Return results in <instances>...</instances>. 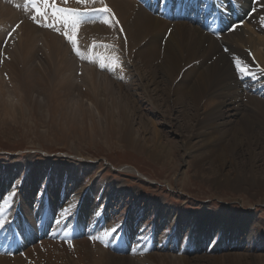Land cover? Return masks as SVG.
Masks as SVG:
<instances>
[{
  "label": "rangeland",
  "instance_id": "obj_1",
  "mask_svg": "<svg viewBox=\"0 0 264 264\" xmlns=\"http://www.w3.org/2000/svg\"><path fill=\"white\" fill-rule=\"evenodd\" d=\"M92 1L93 8L89 15H100L102 11L99 10L104 8L101 0ZM161 1H167L168 6H165V10L169 17L175 15L176 9L180 7L179 3L182 2L180 10L184 13V20L187 23L199 28L209 25L207 17L196 14V5L194 6V4L197 0H148L147 4L157 5L159 8ZM228 1L225 0L221 4L219 0H204L203 6L206 11L211 13L213 6L216 7V11L212 15V18L215 19V31L219 32L220 29V14L228 12ZM252 1L256 2V0ZM0 4L5 6L9 13V8L19 10L15 6L16 4H12V0H0ZM34 4L35 8L33 3L28 5L32 17L35 16L34 14L42 13L41 0H35ZM59 5L61 4L53 5L52 3L51 6L59 9L61 7ZM240 11V9H233L232 19L235 21L232 26L244 27V30H249L248 26L245 27V18ZM19 15L20 17L15 20L14 24L5 27L3 32L8 29L4 37H1L2 41L0 40V80L2 81L0 86L2 84L8 93H12V89L15 90L21 102L16 115L7 114V117L0 118V180L8 181L10 189L17 191V197L28 175L35 171L33 168L41 166L42 170L38 172L43 176L39 177V183L35 186L33 201L35 209L41 205L42 212L39 213L41 216L50 193L58 188L59 184L56 178L59 176L60 167L69 164L71 167L75 166L76 169L79 164L78 188L73 189L72 179L66 177L68 173L64 172L63 175H60L62 179L60 183L63 184L60 188V202L64 200L65 205H68L69 202H71V206H75L76 203L81 205L85 195L90 193L91 199L97 203L92 211L83 216L81 221H85V223L81 225L82 232L76 237L70 235V232L75 220L78 226L79 213L78 215L74 214L73 218L72 211L59 206L54 213L56 227L54 235L47 234V232L44 235L39 234L40 228L37 225L40 216L37 217L38 222H34L36 236L30 237L31 242L28 245L31 244L37 248L35 245L39 241H43L50 247L52 254H58V264H113L110 253L112 251L121 252L119 246L121 235L122 238L127 239L124 246L127 251L123 252L130 257V261L132 259L134 264H170L173 260L177 263L178 260L185 259V257L188 264H211L210 259L215 258L220 262L218 264H249L251 262H253L252 264H264V183L257 177L251 179L248 177V181L242 183L243 177L236 176L237 174L234 175L235 177H229L230 180H226L216 176L212 170L210 172L209 168L204 173V167L201 168L199 164L190 163L193 157H190L186 146L181 147L177 154L176 152L172 153L173 150L171 151L170 157L176 161L174 163L169 162L167 157L161 161H155L153 157H150L148 153L151 140L148 141L147 138L153 136V131L143 132L144 122L152 124V126L156 122L155 128L158 131L165 130L167 135V137H163L165 142L173 138L179 143L183 141L184 137L177 135L171 128L169 132H166L169 129L167 127L169 122L176 123L174 121L175 107L169 110L160 97H157L159 100L156 102L152 100L154 97L152 81L151 79L141 81L139 62L134 65L136 61L129 60L127 68L114 65L116 69L113 74L105 67L88 66L95 73L92 83L80 81L79 73L85 77L88 74L81 69V62L75 64L77 73L74 81L78 91L75 92L74 99L77 112L81 114L79 120H61V118L53 117L52 93L57 72L53 67L39 70L41 74H36L34 77V90L37 88L38 98L42 102L43 115L39 116L33 103L28 100L29 87L24 76L15 79V76L12 77V72H6L8 68H11V50L17 43L12 42V33L18 30L19 24L30 16L22 10L19 11ZM37 19L43 20L42 17H37ZM33 22L35 24V21ZM44 27L52 30L51 25H44ZM53 29L54 33L61 37L59 29ZM250 30L253 31L252 28ZM117 31L121 32V29L117 28ZM39 33L40 37L47 34L41 30ZM258 33H260L259 36L261 34L262 37L264 36V30ZM40 37L37 46L43 50L46 43ZM73 39L77 43L76 38L73 37ZM60 40L69 44V51L72 54L78 55L77 52L79 55L85 54L91 61L96 59V50L103 48L97 41L91 40V44L96 49H89L88 44L90 43L83 41L81 45L77 43V50L74 51L73 43H69V39L65 35ZM260 45L257 44V47L262 50L263 47ZM124 55V58H129L128 53ZM248 57L255 60L252 52H249ZM48 59V62L52 64L53 61ZM255 61L257 65L254 68L255 73L243 77L240 85L242 93L249 94L253 91L260 93L261 87L259 89L256 87L264 85V63L262 64L259 60ZM82 64L88 65L84 61ZM20 65L24 66L22 62ZM20 65L19 68H22ZM19 70L23 74L24 69ZM113 78L114 94L112 96L110 89ZM143 83H145V88L141 89ZM105 89L110 92L109 95L102 93ZM120 95H128L138 101L133 105L124 104L123 100L117 102ZM114 96L118 97L115 98L116 101L113 100ZM141 102L145 106L146 115L144 117H142ZM244 103H247V100L244 99ZM157 104L161 106V110L165 111V116L162 112L160 115L157 114L159 113ZM121 109L132 123L129 131L132 135V142H128L124 137L125 130L123 122L120 120ZM134 109L138 113H135ZM225 109L229 110V107L220 108V112L227 111ZM84 112L86 116H84ZM237 119L234 121L236 122ZM232 120L233 118L222 117L218 121ZM63 126H65L64 130ZM239 127L241 126L236 124L234 129ZM234 129H226L225 136L227 138L223 143L226 144L228 140L242 136V130L236 133ZM258 130L263 133L262 128ZM231 132H234L233 136H231ZM201 139L202 137H194L192 141L201 142ZM141 144H148V146H144L140 151ZM256 147L262 152L257 162L261 163V165L259 164L261 168H264L262 166L264 165V147L260 144ZM228 150L230 153L227 152ZM227 151L229 157H232L231 160H234L232 149L228 148ZM244 153L243 149L238 151V156H241L239 162H242L243 159L250 160V150ZM191 154L193 156L195 152ZM176 158L178 159L175 160ZM215 162L218 166L222 165L223 171L227 174H229L228 170L237 168V164L231 161L221 162L213 159L212 163ZM168 163L169 165H167ZM259 173L264 176L263 170ZM28 187L30 188V185ZM81 187H89V189L81 191ZM90 188H92V192L89 191ZM50 189H52L51 192ZM97 189L99 191L94 197V192ZM64 190H66L65 192L71 191L67 198H65ZM14 196L15 194H12V198ZM15 198L12 200V209ZM79 205L76 207L79 208ZM100 209L102 210L99 213ZM16 210L20 212L18 206ZM101 215L102 219H100ZM98 220L99 223H97ZM41 222H43L42 217ZM109 230L111 231L109 232ZM16 232L19 237V232ZM198 232L203 233L198 234ZM112 233L115 235L114 237H111ZM71 236L78 241L77 244H71L72 239L67 241ZM199 236H201V241L197 242L196 239ZM97 238L102 249H90ZM2 240L5 239L2 238ZM13 240H16L15 228H12V242ZM76 246L78 250L74 249ZM129 246H132L133 249ZM238 253L243 255L236 260L235 257ZM205 255L208 257H204ZM232 258L233 260H231ZM113 261L117 260L113 258ZM46 263L54 264V260L47 259Z\"/></svg>",
  "mask_w": 264,
  "mask_h": 264
},
{
  "label": "bare ground",
  "instance_id": "obj_2",
  "mask_svg": "<svg viewBox=\"0 0 264 264\" xmlns=\"http://www.w3.org/2000/svg\"><path fill=\"white\" fill-rule=\"evenodd\" d=\"M34 1L32 0L33 4ZM224 1L219 0L221 4ZM41 2L43 4L42 13L34 15L35 17H42L43 20L33 19L28 7L29 0H12V4H16L15 6L19 10L8 7L10 13L5 6L0 4V40L8 29L3 32L5 27L14 24L15 20L20 17L19 11H25L30 15L29 18L19 24V29L12 33V42L15 41L17 43L11 50V68H8L6 72H12V77L15 76V79L24 76L25 82L29 87L28 100L33 103L39 116L43 115L42 102L38 98L37 88L34 90V77L36 74H41L39 70L53 67L57 72L52 93L53 117L55 119L61 118V120H79L81 114L77 112L74 99L75 92L78 91L74 81L77 73L75 64L81 62V69L88 74L85 77L79 73L80 81L92 83L95 79V73L88 66L99 67L103 63L106 65L105 69L113 74L116 69L114 65L127 68L126 65L129 60L136 61L134 65L139 62V78L141 81L144 79H151L152 81L154 91L152 100L156 102L159 100L157 97H160L169 110L175 107L174 121L176 123L169 122L167 125L169 129L166 132H169L171 128L177 135H183L184 137L182 142L178 143V141L171 138L166 143L163 141V137H167L165 130L158 131L155 128L156 122H154L153 126L144 122L142 125L143 132L153 131V136L147 138L148 141L151 140L150 152H147L150 157H153L155 161H161L167 157L169 162L174 163L176 161L171 159V154L173 152L177 154L181 147L186 146L190 157H193L190 163L199 164L201 168L204 167V173L209 168L210 172L212 170L216 176L218 175L226 180H230L229 177H235L234 175L237 174L236 176L243 177L242 183L247 182L248 177V179L257 177L259 181L264 183V176L259 173L262 170L264 171V168H261V163L259 165L257 162L262 152L256 147L259 144L264 147V85L256 87L257 89L261 87L260 93L250 91L251 93L247 94L242 93V89H240L244 75L255 73L254 68L257 67L255 60H259L262 64L264 63V36L262 37V34L259 36L260 33H258L264 30V0H256V2L252 0H229L228 12L223 15L220 14L221 25L219 32L215 31V19L212 18L216 7L213 6L211 13L206 11L203 6L204 0H197L196 4H194V6L196 5V14L208 19L209 25L202 28L196 25L193 26L184 20L185 15L180 10L182 2L179 3L180 7L176 9L173 17H169L165 10V6H168L167 1H163L164 4L161 1V7L158 8L157 5H148V0H101L103 7L110 9V12H100V15L97 16L89 15L90 10L93 8L92 0H84L83 3L80 0H46V2L41 0ZM52 3L53 5L60 3L61 7L55 9L51 6ZM60 9L75 10L79 13L75 31L71 27L65 28L63 21L60 19L63 15L59 11ZM233 9L242 11L246 23L245 27L248 26L249 30H244V27L239 28L238 26L231 30L233 29L232 23L235 21L232 19ZM44 13H47V15L45 16ZM33 21H35V24ZM44 25H51L50 28L52 30L46 29ZM53 28L59 29L61 37L54 33ZM117 28H120L121 32H118ZM251 28L253 31L250 30ZM40 30L47 34L40 37ZM65 31L75 37L79 45L83 41L90 43L88 44L89 49H96L91 44V40L97 41L103 48L96 50V59L91 61L87 59L85 54H72L69 51V44L60 40L65 35ZM39 37L46 43L43 50L37 46ZM69 43L71 42L69 41ZM257 44L262 45V50L257 47ZM249 52L254 54L255 60L248 57ZM126 53H128V59L124 58ZM112 57L117 59L113 61L110 59ZM48 58L53 61L52 64L48 62ZM5 59L8 60L7 58ZM82 61L88 65L85 66ZM20 62L24 66H21ZM19 65L24 69L23 74L19 70H22ZM0 83H2L1 80ZM140 88L144 89L145 83ZM113 89L114 78L110 89L112 96L114 94ZM33 93L36 94L35 97H33ZM102 93L109 95L110 92L105 89ZM115 98L118 97L114 96V101H116ZM244 99L247 100V103H244ZM122 100L124 104L130 103L129 105H133L138 101V99H132L128 95H120L117 102ZM20 104V99L17 97L15 90L12 89V93H8L7 89L1 84L0 118L7 117V114L16 115ZM140 105L143 110L142 117H144L146 115L145 106L142 102ZM227 106L229 110L225 109L227 111L220 112V108H228ZM157 108L159 110L157 114L160 115V112H162L165 116V111L161 110V106L157 104ZM134 112L138 113L135 109ZM83 114L86 116L85 112ZM120 116L125 130L124 137L128 142H132V135L129 132L132 123L122 109L120 110ZM222 117L233 118V120L219 122L218 120ZM236 118L238 119L235 122ZM236 124L241 127L234 129ZM64 128L65 126H63V130ZM261 128L263 133L258 130ZM226 129H234L236 133L242 130V136H238L239 138L234 137L225 144L223 142L227 138L225 136L227 133ZM233 135L234 132H231V136ZM194 137H202L201 142L192 141ZM144 146H148V144H141V147H139L140 151ZM228 148L232 149L235 156L234 160L229 157ZM242 149L245 153L250 150L251 157H249V161L243 159L241 160L242 162H239V157L241 156H238V151L240 152ZM226 151L229 153H226ZM194 152L195 155L192 156L191 153ZM223 152L225 153L223 154ZM213 159L221 162L224 160L231 161L237 164V168L228 170L229 174H227L223 171L222 165L218 166L216 162L212 163ZM78 167L75 169V166L71 167L69 164L60 167L59 176L56 178L59 184L58 188L52 192V189H50L49 200L46 202L43 215L41 216L39 215L42 212L41 205L38 209L33 206L35 186L39 183V177L42 178L43 176V174L38 172L42 170L41 166L34 167L35 171L28 175L23 188L21 187L18 192L17 197L19 198L16 197L17 191L10 189V185L8 186V181L2 182L4 179L0 180V221H4V225L0 227V264H47V259H53L54 264H58V254H52L50 247L43 241H39L35 245L37 248H34V245H28V243L31 242L30 237L35 235L34 225L38 222L37 217L39 216L37 225L40 228L39 234L44 235L47 232V234L54 235L56 233L54 213L59 206L72 211L73 218L74 214L78 215L79 213L78 226L75 220L70 235L76 237L77 234L82 232L81 225L85 221L81 220L86 213L94 209L97 204L96 201L91 199L90 193H87L88 195H85L81 205L76 203L75 206H71V202H67L68 205H65L64 200L60 202V188L63 185L60 183L62 180L60 175H63L64 172L68 173L66 177L72 179L73 189L78 188L80 177ZM258 173L259 175H257ZM29 185L30 188L28 187ZM89 187H81V191L83 189L88 190ZM65 191V198H67L70 196L71 191ZM98 191L99 189L94 192V197H96ZM12 194H15L14 198L16 197L13 205L15 211L12 209V200L14 199ZM77 205H79V208L76 207ZM17 206L20 208V212L16 210ZM46 207L47 209H45ZM101 210H98V212L100 213ZM41 217L43 222H41ZM12 218L14 219L12 220ZM100 219H102V215ZM97 223H99V220ZM12 228H15L16 235V240H13V242ZM16 231L19 232V237ZM203 232H198V234ZM72 236L67 241L72 239L71 244H77L78 241L74 240ZM114 236L112 233L111 237ZM2 238L5 240L3 241ZM200 238L201 236L196 241H201ZM125 241L127 239L122 238L120 235L119 246L121 252L112 251L110 253L111 263L134 264L132 259L130 261V257L124 253L127 251L126 247H124L126 245ZM101 246L97 238L90 249L100 250L102 249ZM129 247L131 248L132 246ZM74 249L78 250V247L76 246ZM241 255L238 253L235 259H240ZM204 257L208 256L205 255ZM113 258L117 261H113ZM185 260L186 257L185 259L181 258L177 263L180 261L178 264H188ZM210 260L211 264L220 263L216 258ZM177 263L175 260L170 262V264Z\"/></svg>",
  "mask_w": 264,
  "mask_h": 264
},
{
  "label": "snow or ice",
  "instance_id": "obj_3",
  "mask_svg": "<svg viewBox=\"0 0 264 264\" xmlns=\"http://www.w3.org/2000/svg\"><path fill=\"white\" fill-rule=\"evenodd\" d=\"M45 2H46V0H45ZM80 2L81 3H83L84 2V0H80ZM29 3H32V0H29ZM33 7L35 8V4H33ZM61 13H63V15L60 17V19L63 21V23H64V26H65V28L67 29V28H69V27H71L72 29H73V31H75V27H76V25H77V22H78V16H79V13H77L75 10H69V9H60L59 10ZM99 11H102V12H110V9H107L106 7L105 8H103V9H100ZM44 15L46 16L47 15V13H44ZM33 19L34 20H36L37 19V17H33ZM235 25L233 26V29H231V30H234L235 29ZM65 36H66V38H68L69 39V41L71 42V43H73V50L74 51H76L77 49H76V42H75V40L73 39V36L72 35H69V33L67 32V31H65ZM77 54L79 55V52H77ZM110 59H112L113 61H115L117 58H115V57H112V58H110ZM102 68L103 67H105L106 65L105 64H103V63H101V65H100ZM111 70V69H110ZM4 225V221H0V227H2ZM114 231V230H113Z\"/></svg>",
  "mask_w": 264,
  "mask_h": 264
}]
</instances>
